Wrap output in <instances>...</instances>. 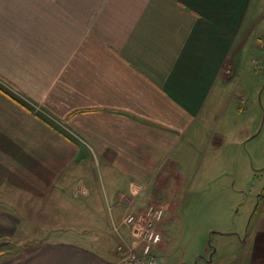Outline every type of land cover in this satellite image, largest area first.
<instances>
[{
	"label": "crops",
	"instance_id": "obj_1",
	"mask_svg": "<svg viewBox=\"0 0 264 264\" xmlns=\"http://www.w3.org/2000/svg\"><path fill=\"white\" fill-rule=\"evenodd\" d=\"M262 21L264 0H0V192H66V206L91 213L87 232L8 257L21 220L0 199V264H114L107 204L120 221L123 195L143 208L158 183L183 181V154L211 146ZM258 195L232 264H264Z\"/></svg>",
	"mask_w": 264,
	"mask_h": 264
},
{
	"label": "rangeland",
	"instance_id": "obj_2",
	"mask_svg": "<svg viewBox=\"0 0 264 264\" xmlns=\"http://www.w3.org/2000/svg\"><path fill=\"white\" fill-rule=\"evenodd\" d=\"M259 32L252 35L254 41L245 54L241 74L233 76L228 85L226 109L217 104L211 146L201 144V151L193 157L185 152L178 168L183 181L168 177L153 189L160 193L167 186L159 196H147L144 207L156 203L165 208L159 224L164 247L157 250L159 244L155 249L157 264H232L240 255L258 194L264 190V27ZM95 174V183L102 190L104 175L97 169ZM65 196L66 192H60L36 201L26 193L0 192V199L21 220L6 256H16L73 226L88 231L89 209L66 206ZM89 233L97 246L98 233Z\"/></svg>",
	"mask_w": 264,
	"mask_h": 264
},
{
	"label": "built area",
	"instance_id": "obj_3",
	"mask_svg": "<svg viewBox=\"0 0 264 264\" xmlns=\"http://www.w3.org/2000/svg\"><path fill=\"white\" fill-rule=\"evenodd\" d=\"M124 212L117 221L111 205L107 204L111 231L117 238V258L114 264H157L155 249L160 244L162 232L159 228L165 208L149 203L139 211H133L124 195L121 197ZM122 228L130 231L127 237Z\"/></svg>",
	"mask_w": 264,
	"mask_h": 264
}]
</instances>
